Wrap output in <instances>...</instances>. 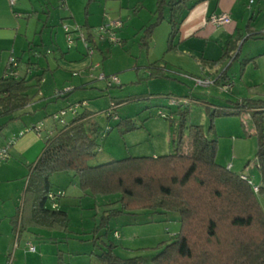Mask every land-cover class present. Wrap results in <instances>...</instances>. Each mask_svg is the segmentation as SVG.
<instances>
[{
    "label": "rangeland",
    "instance_id": "rangeland-1",
    "mask_svg": "<svg viewBox=\"0 0 264 264\" xmlns=\"http://www.w3.org/2000/svg\"><path fill=\"white\" fill-rule=\"evenodd\" d=\"M25 1L28 3V0ZM102 1L104 2L105 0ZM157 3L158 0H109L106 15L104 14L105 22L109 24L117 20L122 21V28L115 31L116 38L121 41L124 37L128 39V42L126 45L122 43L113 44L104 35L101 38L102 35L98 27L95 32L97 33V42L103 47V53L97 50L93 44L86 43L79 38L77 34L79 33L78 27H81L80 24L85 19L83 8H76L74 12L76 19H71L74 24L68 25L69 32L66 33L63 27L66 35V42H63L69 50L76 49L78 45V52L83 59L80 57L77 62H65L58 56V64L64 69L58 71L54 65L51 66L52 72H48L46 75L49 81L48 96L51 93H55L56 89L54 88L64 91L62 82L65 80L76 82L75 80L78 78H85V80L91 82L94 88L82 91L78 89L70 98L73 101L88 100L91 110L94 112L95 120L104 130H108L106 110L112 103L119 104L118 116L123 121L128 119L129 122L121 126H117L119 121L110 123V132L98 139L101 149L96 159L97 163L107 161L110 158L109 154L115 158L129 156L153 157L154 154L159 156L174 154L177 150L176 144L181 131L183 132L182 152L191 144V128L201 126L209 140L214 137L218 139V164L224 168L231 166L236 174L245 172L249 175L251 171L254 174L250 176L252 182L260 185L262 183V174L255 164L257 153L259 152L258 138L255 135H251L255 133V125L251 114L243 112L241 115L219 116L214 118L211 123L208 107L211 109L224 108L229 106L230 102L239 101L241 96H244L241 98L258 99L263 97L264 56L259 58L257 67L251 64L252 61L245 64L248 59L244 57L245 63L242 64L241 69L240 66L239 68L237 67L238 70L236 72H233V68L231 69V74L233 73L236 79L232 91L224 90V82H221L220 85H197L195 79L204 78L203 73L205 71H203V68L208 69V72L213 74L216 66H212L211 64L213 63H210L207 58H204L203 62L200 55H196V53L179 52L177 47L178 39L175 37L170 38L169 36L171 31L169 24L171 8L167 7L165 9L166 13L164 12V14L167 17L155 26L151 39L147 41V45L145 44V29L158 22ZM20 4L21 0H18L15 7H10L8 0H0V10L7 11L6 19L0 20V55H2L1 62L3 63L12 51L18 56L27 54L30 58L29 51H27L28 44L30 42L36 43L40 37L41 25H44V21H40V19L42 17L45 18L46 15L39 18L41 13L37 15L36 12H32L30 6L28 7L29 13L23 11V9L19 8ZM28 4L30 5V3ZM112 5L116 7V10L111 7ZM60 6L62 7L61 3ZM102 6L105 9L106 3H103ZM53 12L54 10L51 11L52 14L46 29L52 28L56 30L62 27L63 20H61L58 13L60 12L63 15L66 10L59 8V10L55 11L56 14ZM177 15L178 10H176L175 19L178 17ZM128 16L131 18L129 23L133 19V23L130 26L132 32L124 34V24H126ZM29 18L31 19L30 23L28 22ZM69 34L73 38L72 42L67 39ZM168 37L170 40H168ZM16 38L18 39L16 40ZM104 40L105 43L102 42ZM210 45L214 46L212 43ZM66 46L64 49H67ZM169 46L171 47L170 50ZM172 46L175 47L172 49ZM263 47L264 44L259 43V52H263L261 51ZM92 48L93 55L89 53ZM245 48L243 51L246 54ZM47 49L50 57H52V48ZM36 52L38 51H35V54ZM170 63L183 65V70L171 71V77H159L157 79L148 77L150 67L153 64L158 67L157 65L159 64L167 65ZM86 65L89 68L100 66L96 71L93 70L92 74L94 77L91 78L88 74L89 70L86 73L87 68H84ZM75 73L77 74L76 76ZM101 73L106 76L116 75L120 80V85L107 88L106 81L97 80ZM216 74L218 75L220 72ZM184 96H188L187 99L190 100L187 105L183 104L179 107L169 104L170 99L179 100ZM57 99V105L53 104L50 111L60 106H67L64 103L65 99ZM162 113L165 115L163 116ZM181 116L185 117L183 128H181ZM46 117L55 128L54 116L48 115ZM66 117L71 120L70 113ZM0 120L2 123L5 122L4 119ZM9 122L12 123L14 120ZM211 124L214 126L215 134L210 131ZM57 126L59 127V125ZM132 127L134 130H131ZM45 133L46 128L41 131L43 136H45ZM8 147L9 143L0 147V150ZM16 163L14 157L0 159V167H10L12 168L11 170L17 171L18 175H20L19 168L13 167V164ZM10 172L8 175L14 176V181L9 179L0 183V189L3 191L7 190L9 193L4 201L8 205L13 204L15 200L16 187L20 194V188L25 183L24 179L15 178V172ZM51 183L54 188L57 186L63 187L64 191H67L68 196H71L66 200L67 203L65 205L62 204L69 214V229L63 232L64 234L52 233L48 235L49 232L57 231L40 228L41 236H27L31 239L37 251L29 254L26 245L23 243L20 250L24 255V259L35 257L38 259L44 252L45 264H57V253L61 250L63 259L59 260V262L61 261L60 264H65L64 260H70L73 262L72 264H100L96 256L91 257L83 254L94 249L92 244L96 236L94 231L96 226L102 222L103 217L108 215L110 210L120 209L119 196H95L87 193L85 196L79 187L78 178L74 176L73 172L56 173L51 177ZM3 195L0 194V203H3L5 198L2 197ZM257 197L264 208V192L257 195ZM151 213L142 212L136 216L121 215L117 218L112 217L109 219L107 227L100 231V236L106 244L112 243L116 246L115 251L121 258L143 256L148 259L155 254L156 250L154 248L160 242L169 240L170 235L178 233V230H180V223L176 219H171V215L168 214L169 218L167 219L165 214L162 215L159 212ZM149 220L150 223L148 222ZM115 229L120 232V238L113 236ZM53 234L57 237L67 234L68 238L66 240L58 239L55 242L44 240L45 237L49 239V236ZM100 243L101 241H99ZM96 250L100 252L99 247Z\"/></svg>",
    "mask_w": 264,
    "mask_h": 264
},
{
    "label": "trees",
    "instance_id": "trees-1",
    "mask_svg": "<svg viewBox=\"0 0 264 264\" xmlns=\"http://www.w3.org/2000/svg\"><path fill=\"white\" fill-rule=\"evenodd\" d=\"M180 4L186 5V0H158V22L145 29L146 45L155 26L165 19L167 7L172 12L171 38L177 33L181 21H176L173 8ZM87 16L86 12V19ZM78 32L80 39L97 48L87 21ZM148 77L157 79L168 75L153 64ZM119 85H107V88ZM28 88V81L24 78L7 76L0 79V118L14 120V113L30 104L32 97L27 93ZM187 97L181 98L182 102L170 99V105H187L190 102ZM173 100L177 104H173ZM77 104L81 105L80 109L75 114L70 113L71 120L66 119V125L54 119L55 132L46 137V148L29 166L31 174L26 185L23 212L15 216L12 224L18 238L32 226L68 231V211L47 208V203L51 200L56 205L57 199L64 196L62 191L52 189L51 177L56 173L73 172L85 195L119 196L120 209L110 210L94 231L96 236L92 244L95 249L100 248L96 255L100 264H264V209L257 197L264 192V99L244 98L230 102L224 108L208 107L211 123L219 116L251 114L255 125V133L251 135L258 138L259 152L255 164L262 174L261 185H255L247 175L236 174L231 166L219 165L218 139L209 140L201 126L191 128L192 141L186 151L181 152V131L174 154L110 158L97 163L101 149L98 139L110 132V123L119 121L117 126H121L129 120H121L117 114L119 104L112 103L105 112L108 130H104L83 101L71 107ZM184 116H181V128ZM4 129V125L0 126V132ZM210 131L215 134L213 124ZM142 212H159L167 219L169 214L171 219L180 223V230L170 235L169 240L160 242L154 248L155 254L148 259L143 256L121 258L115 251L116 246L106 244L100 231L107 227L112 217L136 216ZM113 236L120 238L121 234L115 229Z\"/></svg>",
    "mask_w": 264,
    "mask_h": 264
},
{
    "label": "crops",
    "instance_id": "crops-1",
    "mask_svg": "<svg viewBox=\"0 0 264 264\" xmlns=\"http://www.w3.org/2000/svg\"><path fill=\"white\" fill-rule=\"evenodd\" d=\"M198 1L199 2H197V0H186V5L180 4L179 6L173 8L174 13H176V10H178V17L176 18V21H181V23L178 25L179 29L173 37L178 39L177 47L180 53H196V55H200V57L203 59V62L204 58H207L209 59L210 63H213L211 64L212 66H216V69L213 70V74L212 72H208V69L203 68V71H205L203 73V80L211 78L212 80H214V83L212 85H220L221 82H224V90L225 86H229V89L226 90L232 91L233 86L235 85L234 81L236 82V79L233 76V73L231 74V69L233 68V72H236L239 66L241 69L242 64L245 63L244 57L245 59L252 61L251 64H254L255 67H257L259 65V58L264 56V47L263 50H261L263 52H259V43L264 44V0ZM28 3H30V5ZM28 3L25 0H21L19 8L23 9V11L28 12V7L30 6L32 12H36L37 15L41 13L39 18H41V16L43 15H46L45 18L42 17L40 19V21H44V25L40 24L42 26L39 32L40 37L37 39L36 43L30 42L28 44L27 51H29L28 54L31 57L29 58L27 54H24L23 56H18L14 51H12L10 52L9 57L6 58L3 63L1 62L2 55H0V79L7 77V66L10 58H17L19 60V70L17 79L24 78L28 81L29 88L27 93L32 97L30 104L25 109L19 110L14 113V122H9V117L0 118L5 120V122L3 123L0 120V126L4 125L5 128L2 132H0V147L9 143V157H14L17 162L16 164H13V167L19 168V171L21 172V174L18 175V172L11 170L12 168L10 167H0V183L1 181H8L9 179L13 180L14 176H9V171L13 173L15 172V178L20 177L24 179L25 182L22 188H20V194L16 187L15 200L13 201V204L11 203L10 205L4 203V201L7 199L6 196H8L9 193L7 192V190L3 191L2 189H0V194H4L2 197H5L3 199V203H0V264H45L44 252H42L38 259L36 257L32 259H24V255L20 250L24 243V245H26L27 247L29 254L34 253L31 252L29 249V245H33V243L31 239L27 236H41L39 231L40 228H38L37 226L28 227L18 238L16 232L14 231V225H12L13 219L19 213L23 212L26 199V185L29 174H31L29 173V166L34 164L39 159L44 149L46 148V137L55 132L54 126L49 123L46 116H52L53 114L58 113V111L70 108L71 105L80 101H83V103L85 104V108L92 112L89 104L90 102H88V100L84 101L86 99H80L73 101L71 100L70 96L78 89L82 91L88 90L89 88H94L91 85V82L85 80V78H78L75 80L76 82H68V80H65L64 82H62V89H65L64 91L54 88L56 89L55 93H51L48 96L47 92H49V81L46 75L48 72H52L51 66L53 65L58 71L64 69L61 67L60 64H58V56H60V58L65 62H77L80 57H82L78 52V45L76 46V49L74 48V50H69V48L64 43L66 42V35L65 31L63 30V27L74 24L71 19H76V15L74 13L76 8H83L85 20L80 24V26L82 27L85 21L88 22V25L91 27L92 33L94 35L97 50H100L103 53V47H101L99 42H97V33L95 31L101 25L106 24L104 18L108 9L107 6H109V0H105L104 2L102 0H28ZM60 3L62 7L60 6ZM103 3H106L105 9L102 6ZM111 7H114V10H116V7L114 5H112ZM59 8H64L66 10L63 15L60 12L58 13L61 20H63L62 27L56 30L52 28L46 29L48 27V22L52 14L51 11L54 10L53 13H55V11L59 10ZM86 12L88 15V20L85 18ZM6 14V10H2L0 12L1 21L6 19ZM114 14L116 13L114 12ZM217 14H226L231 19V23L221 26L212 25L209 22L210 18L213 15ZM171 15L172 12H170L169 14V24ZM129 17L130 16L127 17L128 22L126 21V24H124L125 28L123 27L124 34L132 32L130 26L133 23V19L131 23H129L131 19ZM30 21L31 19L29 18L28 22L30 23ZM81 27L78 28L81 29ZM171 27L172 26L170 24V29ZM170 35L171 31L169 36ZM170 38L168 37V40H170ZM1 39L3 38L1 37ZM17 39L18 38H16V40ZM121 41L123 45H126L128 39L123 37ZM102 42L105 43V40ZM211 43L214 46H211ZM168 44L170 45V43ZM65 46L67 47V49H64ZM174 47L175 46H172V49ZM244 47H246V54L243 51ZM47 48H52V57H50L48 53L49 50ZM169 48L171 47L169 46ZM35 51L38 52H36L35 54ZM31 53L34 55L32 56ZM89 66H84V68H87L86 73L89 70ZM157 66L159 67V69L164 70V73L168 75V77H171V71L183 70V65L181 66V64L175 63H170L167 65L159 64ZM218 72H220V74L217 75L216 73ZM39 76L41 77L39 78ZM217 80L218 83H215ZM58 92H62L63 95L57 96ZM241 97L239 98L240 100L244 99ZM57 98L65 99L64 103H66L67 106H60L54 108L55 110L50 111V109H52L53 104L57 105ZM259 99H264V96L259 97ZM92 113L94 115V112ZM66 119L68 120L67 117ZM41 124L43 125L42 129L46 128L45 136L41 134L42 129L40 131L35 129V126H39ZM157 156L159 155L154 154V157ZM109 157L115 158L113 155L110 154ZM242 174L247 175L249 177L251 175H254L251 171L249 175L245 172ZM52 189L55 192L62 191L65 197L63 200L57 199L56 205L55 202L51 203L50 200L49 203H47V208H60L66 210L63 205L67 203L66 200H68L71 196H68L67 191H64L63 187L61 186H57L55 188L52 187ZM52 233L64 234L63 232L57 231L49 232L48 235ZM66 235L67 234L57 237L53 234L49 236V239H47L48 237H45L44 240H48L50 242L58 241V239L66 240L68 238ZM36 251L37 249L35 250V253ZM62 254L63 252L59 250L57 253V264H60L61 261L59 262V260L63 257ZM83 255H88L91 257L96 256L97 250L94 248L93 250L88 251ZM64 262L65 264L73 263L70 260H64Z\"/></svg>",
    "mask_w": 264,
    "mask_h": 264
},
{
    "label": "built area",
    "instance_id": "built-area-1",
    "mask_svg": "<svg viewBox=\"0 0 264 264\" xmlns=\"http://www.w3.org/2000/svg\"><path fill=\"white\" fill-rule=\"evenodd\" d=\"M61 1H64V0H61ZM9 2V5L11 7H14L16 6V4L18 3V0H8ZM212 25H227L229 23H231V19L226 15V14H223V15H213L211 18H210V21H209ZM123 26V23L122 21H114V22H111L109 24H105L103 25L102 27H99V31L101 33V38H103V35L105 36V38H108L110 40V42H112L113 44H121L122 42L119 41L117 38H116V33H115V30L117 29H120L122 28ZM64 29L67 32H69V28L68 26H64ZM68 41L69 42H72L73 38L72 36L69 34L68 37H67ZM91 55H93V48L90 49V52H89ZM100 66L97 65V66H94V67H90L89 68V71H88V74L92 77L93 76V70L96 71V69H99ZM18 69H19V62L18 60L15 58V57H11L9 62H8V66H7V74L6 76L8 77H17L18 75ZM76 75V74H75ZM97 80H100V81H106L107 82V85L108 86H112V85H118L120 84V80L119 78L116 76V75H112V76H106L104 73H101L98 77ZM196 80V84L197 85H205V86H209V85H212L214 82H212L211 79H195ZM226 89H229V86H225V90ZM63 93L62 92H58L57 93V96H62ZM180 102H182V100L180 99L179 100ZM173 104H177V101L173 100L172 101ZM85 105V104H83ZM80 106L79 104L75 105V106H72L70 107V109H65V110H61L59 111L58 113H56L54 115V119L59 122L61 125H66L67 121H66V116L71 113V114H75L76 111L78 109H80ZM162 115L164 116L165 114L162 113ZM43 125H39L37 126L35 129L40 131L42 129ZM23 134V133H22ZM21 134V135H22ZM9 148H10V145L8 148H4V149H1L0 150V159H8L9 158ZM256 192H258V188H255L254 189ZM115 236L116 237H119V233L118 232H115ZM29 249L31 252H35V247L30 244L29 245Z\"/></svg>",
    "mask_w": 264,
    "mask_h": 264
}]
</instances>
